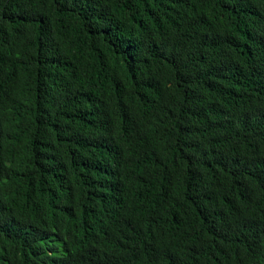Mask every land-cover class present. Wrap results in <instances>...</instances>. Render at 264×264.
<instances>
[{
	"label": "trees",
	"instance_id": "obj_1",
	"mask_svg": "<svg viewBox=\"0 0 264 264\" xmlns=\"http://www.w3.org/2000/svg\"><path fill=\"white\" fill-rule=\"evenodd\" d=\"M122 263L264 264V0H0V264Z\"/></svg>",
	"mask_w": 264,
	"mask_h": 264
},
{
	"label": "bare ground",
	"instance_id": "obj_2",
	"mask_svg": "<svg viewBox=\"0 0 264 264\" xmlns=\"http://www.w3.org/2000/svg\"><path fill=\"white\" fill-rule=\"evenodd\" d=\"M62 238V237H61ZM81 244V243H80ZM82 245V244H81ZM126 259H128V258H126ZM123 264V263H122Z\"/></svg>",
	"mask_w": 264,
	"mask_h": 264
}]
</instances>
